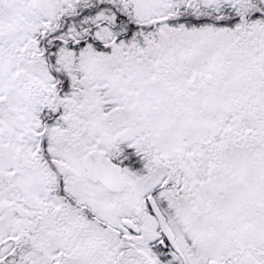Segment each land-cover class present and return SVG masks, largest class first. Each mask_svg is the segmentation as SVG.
<instances>
[{
  "label": "snow or ice",
  "instance_id": "1",
  "mask_svg": "<svg viewBox=\"0 0 264 264\" xmlns=\"http://www.w3.org/2000/svg\"><path fill=\"white\" fill-rule=\"evenodd\" d=\"M0 264H264V0H0Z\"/></svg>",
  "mask_w": 264,
  "mask_h": 264
}]
</instances>
